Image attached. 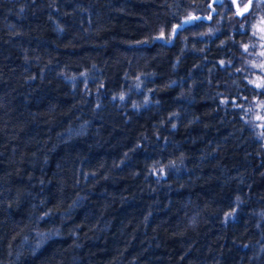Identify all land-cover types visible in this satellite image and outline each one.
<instances>
[{
	"label": "trees",
	"instance_id": "obj_1",
	"mask_svg": "<svg viewBox=\"0 0 264 264\" xmlns=\"http://www.w3.org/2000/svg\"><path fill=\"white\" fill-rule=\"evenodd\" d=\"M259 56L264 0H0V264H264Z\"/></svg>",
	"mask_w": 264,
	"mask_h": 264
},
{
	"label": "rangeland",
	"instance_id": "obj_2",
	"mask_svg": "<svg viewBox=\"0 0 264 264\" xmlns=\"http://www.w3.org/2000/svg\"><path fill=\"white\" fill-rule=\"evenodd\" d=\"M261 3V1H259ZM247 2L241 5V9L245 10ZM259 6H261L259 4ZM249 82L252 86L256 87L259 90H264V59H261L260 56L255 58L249 64ZM260 85L261 87H257ZM255 120L257 121L260 127L264 126V100L255 103Z\"/></svg>",
	"mask_w": 264,
	"mask_h": 264
},
{
	"label": "water",
	"instance_id": "obj_3",
	"mask_svg": "<svg viewBox=\"0 0 264 264\" xmlns=\"http://www.w3.org/2000/svg\"><path fill=\"white\" fill-rule=\"evenodd\" d=\"M213 1H215L216 3H218V4H220V3H222L224 0H213ZM233 1V3H234V9H235V11L237 12V14L239 15V16H243V15H245L249 10H250V8H251V4H252V0H251V2H249V0H248V4H247V9L246 10H242L241 9V6H240V3H239V0H232ZM212 5L210 4V7H211ZM193 18V17H192Z\"/></svg>",
	"mask_w": 264,
	"mask_h": 264
},
{
	"label": "snow or ice",
	"instance_id": "obj_4",
	"mask_svg": "<svg viewBox=\"0 0 264 264\" xmlns=\"http://www.w3.org/2000/svg\"><path fill=\"white\" fill-rule=\"evenodd\" d=\"M249 2H251V0H249ZM247 9V6H245V10ZM162 38V37H161ZM257 87H261L260 85H257Z\"/></svg>",
	"mask_w": 264,
	"mask_h": 264
}]
</instances>
